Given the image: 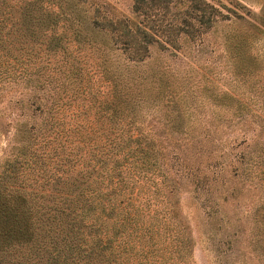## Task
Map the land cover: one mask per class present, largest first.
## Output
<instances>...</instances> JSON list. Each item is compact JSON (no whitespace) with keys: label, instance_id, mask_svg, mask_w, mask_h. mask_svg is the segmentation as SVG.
<instances>
[{"label":"trees","instance_id":"1","mask_svg":"<svg viewBox=\"0 0 264 264\" xmlns=\"http://www.w3.org/2000/svg\"><path fill=\"white\" fill-rule=\"evenodd\" d=\"M157 1L134 0L133 10ZM168 1L161 0L163 8ZM195 17L202 27L205 16ZM133 25L96 0H0V98L21 89L13 103L22 110L0 167V264H183L191 238L172 201L177 179L190 177L194 190L204 192L194 198L208 217L220 211L212 192L223 186L224 168L211 164L208 175L200 148L188 154L185 147L199 136L172 133L185 126L184 105L162 87L155 90L154 80L165 82L164 76L145 83L137 72L154 39ZM85 43L124 56L116 62L122 71L110 70L105 105L94 112L110 127L124 122L126 130L63 131L62 91L73 73L84 92L90 81L73 54ZM46 87L48 97L58 95L54 108L45 106ZM158 106L169 127L163 135L146 130L142 113ZM75 113L91 121L87 111ZM231 171L237 176V168ZM232 194L222 200L237 198Z\"/></svg>","mask_w":264,"mask_h":264},{"label":"rangeland","instance_id":"2","mask_svg":"<svg viewBox=\"0 0 264 264\" xmlns=\"http://www.w3.org/2000/svg\"><path fill=\"white\" fill-rule=\"evenodd\" d=\"M96 1L104 4L110 16L128 18L133 28L140 27L152 35L150 57L137 65V72L142 78L147 76L145 83L164 76L168 86L156 79L155 90L162 87L175 95L176 102L183 103L185 126L172 133L184 130L187 136H199L195 139L199 142L186 144L187 153L200 148V165L208 175L211 164L224 168L218 172L223 186L212 192L219 195L220 211L211 217L194 198L204 192L194 190L190 177L177 179L172 201L191 238L183 264H264V0H169L165 8L160 0L152 9L137 12L133 10L134 0ZM195 12L205 16L202 27H198ZM105 52L109 51L85 43L73 53L81 66L80 75L90 81L84 92L77 73H73V80L62 91L58 117L65 119L63 131L126 130L124 122L113 128L99 121L94 112L105 105V93L112 86L110 70L116 67V76L122 71L116 62L123 61L124 56L112 50L107 56ZM20 91L7 90L0 98V167L12 152L14 124L22 112L13 100ZM71 91L75 96L68 99ZM48 94L46 87L45 106L54 108L58 95L56 91L51 97ZM155 108L142 111L146 130L166 134V116L161 106ZM77 111H87L91 121ZM234 168L237 176L231 171ZM226 183L233 186L227 188ZM231 194L237 198L222 200Z\"/></svg>","mask_w":264,"mask_h":264}]
</instances>
